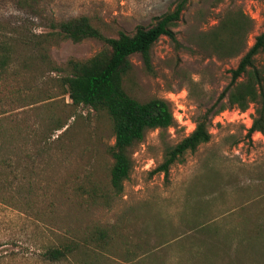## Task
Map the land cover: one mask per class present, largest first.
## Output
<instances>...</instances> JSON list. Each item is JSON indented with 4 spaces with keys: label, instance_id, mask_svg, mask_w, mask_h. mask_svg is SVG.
<instances>
[{
    "label": "rangeland",
    "instance_id": "1",
    "mask_svg": "<svg viewBox=\"0 0 264 264\" xmlns=\"http://www.w3.org/2000/svg\"><path fill=\"white\" fill-rule=\"evenodd\" d=\"M175 2L0 0V43L12 48L9 87L4 91L19 89L26 96L25 107L16 108V103L8 107L12 114L23 111L18 117L26 132V148L30 149L33 128L45 129L53 118L65 123L52 132L54 158L43 166L38 184L37 192L45 187L43 182L51 185L37 203L42 219L0 206V264H75L71 257L53 263L42 260L41 246L50 240L80 239L95 227L115 228L120 234L113 242L117 261L106 264H126L120 262L124 242L132 244L128 248L135 255L150 252L141 264H264V131L247 135L253 104L245 111L234 107L215 115L209 142L187 151L166 176L156 171L165 144L173 145L190 133L199 111L218 107L230 70L264 29V0H190L174 28L180 46L163 35L151 48L154 75L145 72L139 55L131 56L133 70L124 78L125 90L139 101L167 99L176 124L163 137L158 129L147 130L131 148L133 167L119 195L112 194L109 185L110 119L104 112L72 104L60 85L66 62L91 57L102 42L88 38L73 43L57 37L42 50L28 41L52 31L51 22L79 15L90 17L106 36L131 33ZM227 10H241L252 19L246 47L234 56L198 45ZM44 51L61 70L41 59ZM254 63L264 65V52ZM206 161L212 170L204 167ZM92 188L108 193L107 201H92ZM208 192L215 194L209 198Z\"/></svg>",
    "mask_w": 264,
    "mask_h": 264
},
{
    "label": "trees",
    "instance_id": "2",
    "mask_svg": "<svg viewBox=\"0 0 264 264\" xmlns=\"http://www.w3.org/2000/svg\"><path fill=\"white\" fill-rule=\"evenodd\" d=\"M189 1L176 0L171 9L154 16L149 24H138L131 33L118 31L114 37L106 36L92 23L90 17L79 15L53 21L50 23L52 31L40 34L35 39L28 38V41L42 50L57 37L73 43L88 38L102 42V48L91 57L85 60L71 58L66 62L63 68L66 75L60 78V85L64 87L63 94H67L72 104H82L96 112H104L110 119L113 144L108 148L112 158L109 185L110 192L114 195L122 192L123 182L129 177L133 167L131 148L143 139L147 130L158 129L159 135L163 137L165 130L176 124L171 103L167 99L152 97L146 101H139L125 90L124 78L133 70L131 56L139 55L145 72L154 75L151 48L163 35L175 46H180L174 28ZM251 29L250 16L241 10H227L216 27L200 38L198 45L218 55L234 56L246 47L245 37ZM11 52L9 44L0 43V206L12 208L20 214H28L39 221L43 212L37 203L41 202L42 197L47 196L51 185L50 182H43L45 189L37 192L38 184L43 174L42 169H45L43 166L50 165L54 158L56 138H51L52 132L62 129L65 123L53 118L48 121L45 129L33 128L30 133L32 134L30 149L26 148L23 139L26 132L18 117L23 111L12 114L8 108L12 103H16V108L25 107L26 96L19 89L13 92L4 91L9 87L8 69ZM262 52L264 29L254 37L253 43L242 55L237 66L230 70V82L218 97V107L199 111L194 117L195 126L190 133L173 145L165 144L163 158L156 171L166 176L169 167L181 161L187 151L193 152L201 144L209 142L212 118L225 109L235 107L245 111L253 104L254 114L247 135L264 131V65L257 66L254 63L255 56ZM40 56L53 69H62L53 64L46 51L41 52ZM241 76L244 78L240 79ZM204 167L213 169L212 163L208 161L204 162ZM51 193L54 196V191ZM214 194L208 192L207 195L210 198ZM89 197L92 201L97 198L107 201L109 196L106 192H97V189L92 188ZM187 199L190 198L187 196ZM53 204L51 200L49 207ZM118 235L120 234L115 228L95 227L88 230L80 239L50 240L41 246L42 260L53 263L71 257L75 264H106L111 259L117 261V257L113 255L116 249L113 242ZM122 237L128 239V236ZM1 242L2 240L0 246ZM123 245L125 249L120 259L121 263L141 264L150 254L146 250L135 255L131 248H128L132 244L124 242ZM137 246L139 249L142 248L141 245Z\"/></svg>",
    "mask_w": 264,
    "mask_h": 264
},
{
    "label": "built area",
    "instance_id": "3",
    "mask_svg": "<svg viewBox=\"0 0 264 264\" xmlns=\"http://www.w3.org/2000/svg\"><path fill=\"white\" fill-rule=\"evenodd\" d=\"M224 112H225V110L219 112V115L217 114L218 116H217V115H216V116L219 117V116L223 115ZM216 116H215V117H216ZM256 132H257V133H260V131H256Z\"/></svg>",
    "mask_w": 264,
    "mask_h": 264
}]
</instances>
